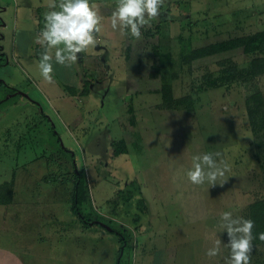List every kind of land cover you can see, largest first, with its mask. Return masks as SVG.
<instances>
[{
	"label": "rangeland",
	"instance_id": "374dc122",
	"mask_svg": "<svg viewBox=\"0 0 264 264\" xmlns=\"http://www.w3.org/2000/svg\"><path fill=\"white\" fill-rule=\"evenodd\" d=\"M23 1L0 0V47L4 34L16 44L15 56L6 48L0 59V184L13 181L17 200L0 204L4 250L16 248L11 238L19 215L28 217L39 243L57 236L45 231L67 228L72 251L92 248L102 255L113 237L118 250L123 247L119 264H134L141 251L134 242L142 238L143 263L140 256L138 264H162L161 259L163 264H225L230 249L221 213L243 217L263 188L246 90L238 80L211 86L209 79L219 74L222 58L239 67H246L248 59L239 48L180 66L178 55L263 29L264 0H165L161 15L141 29L140 39L113 31L111 16L101 15L95 46L79 53L70 67L53 59L52 83L38 68L45 51L35 29L39 11L22 8ZM101 2V11L116 8L111 0ZM164 82L172 85L175 97L197 98L194 108L162 107ZM258 86L264 96V73ZM119 140L125 152L116 154L113 143ZM203 153L228 165L223 186L188 181L192 157ZM77 171L89 194L81 213L96 215L95 223L80 221L69 209ZM143 198L145 208L138 203ZM75 228L84 231L78 234L82 240L73 238ZM215 240L221 241V251L210 258L205 253ZM89 261L103 263L101 258ZM251 264H264L263 245H254Z\"/></svg>",
	"mask_w": 264,
	"mask_h": 264
},
{
	"label": "clouds",
	"instance_id": "9594fccd",
	"mask_svg": "<svg viewBox=\"0 0 264 264\" xmlns=\"http://www.w3.org/2000/svg\"><path fill=\"white\" fill-rule=\"evenodd\" d=\"M165 0H116V8L111 13L110 26L121 35L142 36L141 29L150 26L151 21L161 15ZM49 9L44 14V28L37 42L45 49L41 54L38 68L43 80L53 81V59L61 66L70 67L78 60V54L89 50L97 43L96 36L101 31V16L97 6L90 0H48ZM58 8L59 10H55ZM62 46V47H61ZM55 49L54 55L52 50ZM219 155V154H217ZM221 165H223L221 167ZM229 170L226 163H217L212 153L197 154L192 157V166L187 170L188 181L193 185L207 182L211 187L223 186L221 180ZM221 228L228 236L227 247L230 254L225 264H251L255 222L243 217L233 218L231 212L221 213ZM264 241V232L258 234ZM220 240L205 255L216 257L220 254Z\"/></svg>",
	"mask_w": 264,
	"mask_h": 264
},
{
	"label": "trees",
	"instance_id": "16d2710c",
	"mask_svg": "<svg viewBox=\"0 0 264 264\" xmlns=\"http://www.w3.org/2000/svg\"><path fill=\"white\" fill-rule=\"evenodd\" d=\"M160 27V24L156 26L157 31ZM239 48L247 57L248 65H246V67H239L236 62L230 57L222 58L217 62V64L220 66V72L217 76H212L209 79V84L211 86H216L238 80L241 83L242 87H244L246 90L244 102L246 105V114L249 122L248 125L252 134V145L254 149L253 156L260 170L259 172L261 175L260 179L262 182L263 194L260 197L255 198L251 203L247 205V207H245V214L243 215V217L246 219H251L255 222L253 235L257 238L253 240V245L264 246V241H261L258 238V234L264 232V96L258 86V77L264 73V28L250 34L231 37L200 47L188 49L187 51H181V53L178 55V58H180L181 66L182 63L191 64L193 61H196L198 59L213 55H219L222 53H228ZM0 50V55H2L0 59H3L2 57H5L6 52H3L2 49ZM154 53L159 55V51L156 49H154ZM170 55L171 52L168 51L167 56L170 57ZM12 89V91L16 90L15 88ZM88 92L89 90H85L82 91V94H86ZM160 94L162 107L168 109L184 108L192 110L198 100L190 94L175 97L173 94L172 85L169 82L162 83ZM129 110H132V106L129 108ZM52 133L53 135H56V133L53 132V128ZM56 137L58 136L56 135ZM57 141H59V137ZM113 144H115L114 152L116 154L125 152L123 140H119L117 142H114ZM71 156L72 158H74L73 153L71 154ZM74 166H76L75 162ZM12 186L13 181L3 182L0 184V204L5 205L13 202L14 193ZM71 195L72 202L69 203V209L79 215L80 221H83L86 224H88L89 221L95 223L94 217H97L96 215L91 214L92 218H87L86 215L81 213V207L88 200L89 194H87V190L84 185V176L81 175L80 171H77V174H75ZM138 203H142L143 208H145L146 204L144 202V198ZM138 216L139 214H136V218ZM109 230L111 232H116V229L113 228H110ZM121 235L122 236L120 238L122 241L120 240V243L121 246H123L126 240L122 233ZM122 248H119V250H117V264L118 260L121 257L120 255L122 252Z\"/></svg>",
	"mask_w": 264,
	"mask_h": 264
},
{
	"label": "crops",
	"instance_id": "0c3cea01",
	"mask_svg": "<svg viewBox=\"0 0 264 264\" xmlns=\"http://www.w3.org/2000/svg\"><path fill=\"white\" fill-rule=\"evenodd\" d=\"M111 1L112 3L113 2L116 3V0H111ZM58 2L59 0H57V3ZM34 3L35 5L33 4L32 0H24L23 4L25 7H22V8H26V9L34 8L35 10L39 11V14L38 13L36 14V20L38 22L35 25V29L37 30V33L40 34L44 28V23H45L44 14L53 9L48 8L47 6L48 0H35ZM90 3L97 6L100 16L101 15L111 16L110 15L111 11L109 8H106L107 11H104L103 9L101 11V3H102L101 0H90ZM24 14L25 13L22 12V15ZM15 19H17V16ZM16 28L18 27L16 26ZM16 28H13L12 30L13 37H15ZM25 43H26L25 40L21 38L20 45L24 46ZM12 44L13 43L9 42L8 36L4 34L3 41H2V47L0 49H2L3 52H5V49L7 48L15 56L16 44H13V45ZM14 201H17V200L13 199V202ZM28 220L29 219L27 216L19 217L18 215L15 218V224L12 227L13 233H12L11 242L13 241L14 246H16V248L14 249L10 248V251L8 249L4 250V246L0 244V264H68V262L75 263V264H87L88 262H90L89 258H92L93 260H98L101 258L103 259L102 264H117L118 253L116 255V252L118 250V247L113 237L109 239L107 238L108 239L107 249L103 250L102 255L98 251L96 253L91 252L92 248L88 249V248L81 247L83 250L82 252L78 247H75L74 251H72V249L69 247L70 240L68 239V235L66 236V234L68 233L67 228L66 230L53 229L50 231L49 230L45 231L44 233H47V232L55 233L57 236H54V241H50V242L46 241V242L39 243V242H36L34 239V236H32L35 230L30 227ZM73 232H75V234L73 235V238L76 240L80 239L78 235L79 233L80 234L84 233L83 230H80L78 228H75ZM142 232H143V228H141V230L139 229L138 234L142 235ZM42 236L46 238V236L44 235ZM63 236L64 238H62ZM104 237L102 236L101 238L99 235H97L95 236V239L97 238L103 239ZM90 243L92 245L95 244V242L92 240H90ZM134 243H135L134 248L139 247L141 250V251L139 250L137 251L138 256L134 260V264H138L137 259L141 255L143 256V238L141 240L137 239L136 242ZM77 250L79 251L78 253H77ZM69 255H72V257L70 258L72 261H68ZM142 256L141 258H142V263H143ZM121 258L122 257H120V259L118 260V264L120 263ZM159 263H160V260H159ZM161 263L163 264L162 259H161Z\"/></svg>",
	"mask_w": 264,
	"mask_h": 264
},
{
	"label": "water",
	"instance_id": "95a60500",
	"mask_svg": "<svg viewBox=\"0 0 264 264\" xmlns=\"http://www.w3.org/2000/svg\"><path fill=\"white\" fill-rule=\"evenodd\" d=\"M26 96V95H25ZM109 228V227H108Z\"/></svg>",
	"mask_w": 264,
	"mask_h": 264
}]
</instances>
